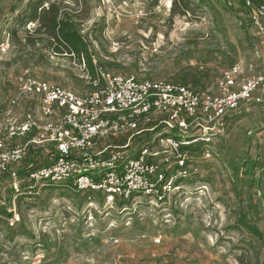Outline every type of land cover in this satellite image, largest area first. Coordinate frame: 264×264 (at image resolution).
Returning <instances> with one entry per match:
<instances>
[{
	"label": "rangeland",
	"instance_id": "1",
	"mask_svg": "<svg viewBox=\"0 0 264 264\" xmlns=\"http://www.w3.org/2000/svg\"><path fill=\"white\" fill-rule=\"evenodd\" d=\"M51 5L87 17L82 33L97 63L110 64L102 68L113 74L168 82L190 75L188 85L214 91L230 62L264 72V43L239 0L208 6L199 0H0V109L17 94L15 79L24 71L78 95L90 91L76 57L47 54L40 42L28 45L40 40L33 35L37 25L22 17ZM36 100L23 97L16 118L35 109ZM228 123L211 160L158 207L122 210L117 202L109 208L92 192L89 208L84 197L62 187H40L18 200L10 195L11 182L0 180V206L19 218L9 229L0 217V264H264V102ZM136 140L132 149L143 143ZM31 150L37 149L28 157ZM244 159L258 164L251 188L241 173L238 179L232 174L231 166ZM249 198L256 207L249 222L259 237L238 222Z\"/></svg>",
	"mask_w": 264,
	"mask_h": 264
},
{
	"label": "built area",
	"instance_id": "2",
	"mask_svg": "<svg viewBox=\"0 0 264 264\" xmlns=\"http://www.w3.org/2000/svg\"><path fill=\"white\" fill-rule=\"evenodd\" d=\"M241 1L264 43V4ZM78 67L88 93L78 95L24 71L15 79L17 94L0 109V173L20 166L30 149L54 153L51 163L30 172L27 196H34L44 182L86 193L89 208L92 192H99L109 208L117 202H127L122 210L142 203L161 206L199 173L200 163L211 160L212 146L226 134L229 117L264 102V72H254L251 65L246 72L238 63L223 70L214 91L113 74L95 61L93 73L83 61ZM33 96L35 109L18 120L21 99ZM146 133L151 135L145 145L130 150L131 141ZM119 136L124 145L113 143ZM17 139L23 142L14 143ZM197 144L203 147L200 157L182 149ZM18 220L13 212L6 224L13 227Z\"/></svg>",
	"mask_w": 264,
	"mask_h": 264
},
{
	"label": "trees",
	"instance_id": "3",
	"mask_svg": "<svg viewBox=\"0 0 264 264\" xmlns=\"http://www.w3.org/2000/svg\"><path fill=\"white\" fill-rule=\"evenodd\" d=\"M199 1L204 6H208V4L212 0H199ZM239 3L240 6H243L241 0H239ZM257 3H261V1L258 0ZM212 7L213 6H211V8ZM185 11L186 12L189 11L188 6H185ZM70 12H71L70 10H61L51 5L49 6L48 9L42 8L40 10V13H37V10H35L34 13L23 16L22 19L25 23H29V22L36 23L37 26L33 30V35H36L38 39H40L37 40L36 42L28 40L29 41L28 45L31 47H35V43L40 42L43 46L42 49L45 50L47 54L54 55L57 57L59 56L76 57L78 61L80 62L83 61L85 63L90 73H93V69H94L93 61H95L97 66L101 68L103 66L109 68L110 64H103L101 66L100 64L97 63L92 53L93 51L91 50V46L87 42L86 33H82L84 26L83 24L87 19V17L83 16L82 18H77V16H73L72 14H70ZM12 35L15 36L16 33L12 32ZM235 64L230 62V66L227 69L231 68ZM190 78H191L190 75H186L181 77L179 79V82H171V83H178L185 86H190L188 85ZM143 80L155 81L148 78H145ZM190 87L193 89H197L193 86ZM198 90L200 89L198 88ZM251 105H260V104H251ZM245 110L246 108H242L234 112L229 117L228 122L233 119L243 117ZM150 135H151L150 133H146L145 138H140V136L136 137L137 140L143 141V143L139 146L140 148L142 145H145V143L149 140L147 138ZM136 138H134V140H136ZM134 140L131 141L129 145L130 148L133 146ZM120 145H124V144L120 143ZM139 147L137 146V148ZM38 149L41 150L38 151ZM182 149L186 151L189 156L200 157L203 147L201 144H197V145L183 147ZM137 150L138 149H136V151ZM43 152L44 150L42 148H37V150L35 151L31 150L30 154L31 153L32 154L31 156L28 157V163L24 167L17 169L15 172H7L0 174L1 175L0 180H8L9 182H11L10 195H14L18 200L21 199L22 196H27L26 191L28 190V187L32 185L27 180L30 172H32L34 169H37L40 166L48 165L49 163H51L54 157V153L52 149H50V151L47 152L46 154H44ZM256 167H258V164L250 159H244L242 162H240V164L236 163L231 166L232 174L234 175V178L238 179V175L241 173L243 176V181H247V185L249 188L255 186L253 176ZM233 181L235 182L236 180ZM257 183L258 182H256V184ZM42 184H43L42 187H62L68 190V188L65 187L64 185H51L44 182H42ZM80 195L85 198L87 194L81 193ZM238 195L240 196V194ZM124 205H127V202L118 203V206L121 208ZM255 208L256 207L252 204L251 198H249V200L246 203V206L242 207L241 210L238 212L239 213L238 222L244 228H246L251 234H253L256 237H259L260 234L258 228L254 224L250 223L248 218ZM11 215L12 213L8 211V208L6 206H0V217L9 218L11 217ZM9 229H12V227H9Z\"/></svg>",
	"mask_w": 264,
	"mask_h": 264
},
{
	"label": "crops",
	"instance_id": "4",
	"mask_svg": "<svg viewBox=\"0 0 264 264\" xmlns=\"http://www.w3.org/2000/svg\"><path fill=\"white\" fill-rule=\"evenodd\" d=\"M247 74V73H246Z\"/></svg>",
	"mask_w": 264,
	"mask_h": 264
}]
</instances>
